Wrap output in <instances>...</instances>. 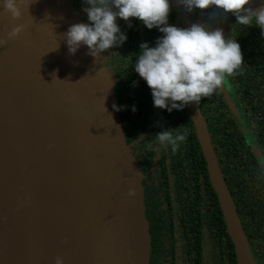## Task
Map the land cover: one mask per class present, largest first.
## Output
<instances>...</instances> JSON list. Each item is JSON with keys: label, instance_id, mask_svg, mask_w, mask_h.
I'll list each match as a JSON object with an SVG mask.
<instances>
[{"label": "water", "instance_id": "obj_1", "mask_svg": "<svg viewBox=\"0 0 264 264\" xmlns=\"http://www.w3.org/2000/svg\"><path fill=\"white\" fill-rule=\"evenodd\" d=\"M246 1L264 32L263 1ZM176 70L237 262L255 264L205 120ZM0 264H151L143 175L115 77L71 0H0Z\"/></svg>", "mask_w": 264, "mask_h": 264}, {"label": "trees", "instance_id": "obj_2", "mask_svg": "<svg viewBox=\"0 0 264 264\" xmlns=\"http://www.w3.org/2000/svg\"><path fill=\"white\" fill-rule=\"evenodd\" d=\"M185 2L217 67L218 80L179 6L172 5L174 0H76L75 7L92 37L104 41L103 50L116 64L119 76H113L128 143L142 139L134 152L144 175L147 217L151 220L153 214H160L161 223L156 222L151 231L153 264L164 257L160 239L168 234L165 230L173 228V213L166 217L165 210L166 202L171 203L169 189L183 214L181 228L196 226L198 221L204 227L213 247L204 264H238L176 69L205 120L255 264H264V32L246 0ZM111 20L117 22L113 28ZM168 46H176L178 56L165 69ZM162 89V134L160 130L155 134L166 149L161 147L162 161L150 178L156 151L150 143L153 129L148 137L145 133L155 119ZM190 198L198 206L202 202V215L199 209L198 215L190 211ZM157 248L162 250L160 255Z\"/></svg>", "mask_w": 264, "mask_h": 264}, {"label": "flooded vegetation", "instance_id": "obj_3", "mask_svg": "<svg viewBox=\"0 0 264 264\" xmlns=\"http://www.w3.org/2000/svg\"><path fill=\"white\" fill-rule=\"evenodd\" d=\"M75 1L76 0H71V2L74 5H75ZM114 23H117V22L111 20L110 25L112 26V28L114 26H116V24H114ZM93 37H94V40L99 43L98 45L101 46L100 47V49H101L103 47L104 41L102 42V40L97 35L93 34ZM173 50H174V53H171V51H173ZM101 51L105 52L104 56L108 60L109 69L111 70L112 74L117 77L118 74L116 71V64L113 63L111 58L106 55V51L103 50V48ZM165 53L167 55L165 56L166 61L163 65L165 66V69H169L168 65L173 63V59L176 60V58L178 56V51H177L176 46L171 47V48L168 46L165 49ZM165 69L163 70L164 72H165ZM177 77H178V75H177ZM115 82H116V79H115ZM154 92L156 93L155 90H154ZM162 92H163V89L161 90V93H158V96L161 98V102H159V103H157V105H155V107L158 109V111L156 112V115H155V119H153L152 124L149 126L148 130L146 131L147 133H145V135L147 137L149 136L150 131L152 129H153V133H154V137L150 138L151 139L150 143H151V146L153 147V149L156 151V157L153 161V163H154L152 166L153 171L149 173L150 178H153L155 176V170H156V168H158V165L160 164V160H161V154L160 153H162L161 147L164 148V151L166 149V146L162 145L161 142H159L160 140H158V138L156 137L157 135L155 134L156 130L157 131L160 130L159 136L162 134V129H160L161 124H162V123L160 124V112H161V110H159L161 107V104L163 102L162 97L164 95V92L163 93ZM141 140L142 139H138L134 143L130 144L133 152L135 150H138L137 144ZM134 154L138 158V156L135 152H134ZM145 156H146V154H145ZM138 161L140 164L139 158H138ZM171 183H173V182H171ZM169 190H170V193L172 194L171 199H170L171 203L166 202L165 210H166V217L173 213L172 214V216H173V228L171 226L168 228V230H165V233H168V234L166 235V237H161V239H160V242L164 245V257L159 258L157 260V264H204L205 261L210 259L209 251L210 250L212 251V249H213V247H210V240L204 232V227L202 226L201 221H198L196 226L191 224L188 227L181 228L180 217H183V214L179 211V204L177 203L176 196L173 195L174 192L171 189H169ZM187 200H188V206H189L190 211H194L195 214L198 215L197 211L199 209V211H201V215H202V206H203L202 202L198 206L197 203L192 202L194 199L190 198ZM159 217H160V214L159 215L153 214L151 216V220H150V218H148L149 219V225H150V236H151V264H153L154 258L156 256L154 251H153L154 240H153L151 231H152V226L154 227V224L156 222L158 223V225L161 224L159 222ZM184 223L186 224L187 221H184ZM169 224H171L170 220H169ZM224 248H225V241L222 240L221 241V249H220L221 258H224L223 254H222ZM157 250H159L160 252L158 253ZM156 253L158 255H160L162 253V250L157 248ZM218 253H219V251H218Z\"/></svg>", "mask_w": 264, "mask_h": 264}, {"label": "rangeland", "instance_id": "obj_4", "mask_svg": "<svg viewBox=\"0 0 264 264\" xmlns=\"http://www.w3.org/2000/svg\"><path fill=\"white\" fill-rule=\"evenodd\" d=\"M177 1V5L179 6V8H180V10L182 11V8L184 7V9H183V11L185 12V13H187V14H189L188 13V10H187V8H186V2L184 3V0H176ZM175 2V1H174ZM195 30H196V28H195Z\"/></svg>", "mask_w": 264, "mask_h": 264}]
</instances>
